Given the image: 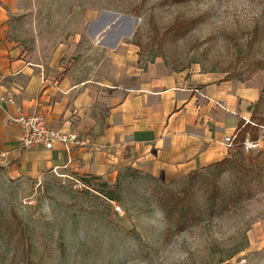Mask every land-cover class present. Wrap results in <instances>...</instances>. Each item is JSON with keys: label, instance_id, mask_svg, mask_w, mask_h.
<instances>
[{"label": "rangeland", "instance_id": "374dc122", "mask_svg": "<svg viewBox=\"0 0 264 264\" xmlns=\"http://www.w3.org/2000/svg\"><path fill=\"white\" fill-rule=\"evenodd\" d=\"M6 10V39L62 69L252 84L242 121L260 146L168 182L131 166L105 179L0 161V264H264V0H10Z\"/></svg>", "mask_w": 264, "mask_h": 264}, {"label": "crops", "instance_id": "0c3cea01", "mask_svg": "<svg viewBox=\"0 0 264 264\" xmlns=\"http://www.w3.org/2000/svg\"><path fill=\"white\" fill-rule=\"evenodd\" d=\"M8 6L10 0H0V97L14 100H0V161L33 176L105 179L131 166L168 182L228 156L224 138L246 120L243 104L256 97L255 86L184 72L123 82L113 70L103 74L82 63L62 69L6 39ZM18 109L41 112L80 143L20 148Z\"/></svg>", "mask_w": 264, "mask_h": 264}, {"label": "built area", "instance_id": "2783aa9c", "mask_svg": "<svg viewBox=\"0 0 264 264\" xmlns=\"http://www.w3.org/2000/svg\"><path fill=\"white\" fill-rule=\"evenodd\" d=\"M0 100L13 102L14 99L11 94H8L6 96H1ZM13 121L20 127L18 144L19 147L23 149H30L39 145L49 149L55 142H61L69 148V146L80 143L75 133H65L49 126L44 115L38 111L25 113L18 109L17 114L13 117ZM235 137L236 135L234 134L224 138V143L228 150L234 146ZM259 146V138H245L244 141L241 142V150L244 152H250L259 148ZM78 183L81 184L80 182Z\"/></svg>", "mask_w": 264, "mask_h": 264}, {"label": "trees", "instance_id": "16d2710c", "mask_svg": "<svg viewBox=\"0 0 264 264\" xmlns=\"http://www.w3.org/2000/svg\"><path fill=\"white\" fill-rule=\"evenodd\" d=\"M175 1H181V0H175ZM182 25H175V26H172V27H169L168 29L165 30V33L167 34V32H170L172 30H179L181 28ZM250 129V125L249 123H243V121H241L238 126H237V129H236V132H235V140H234V146H238V148L241 149V142L244 141V139L246 138V134L248 133ZM258 135L257 133H254L252 135V138L251 139H257ZM233 146V147H234ZM232 147V148H233ZM232 150V149H231ZM231 152V151H230ZM228 160V157H225L223 158L221 161L219 162H216V163H213L214 165H217V166H221L223 165L226 161ZM186 198L184 197H181L180 199H178L176 201L175 204H180L181 202H183Z\"/></svg>", "mask_w": 264, "mask_h": 264}]
</instances>
